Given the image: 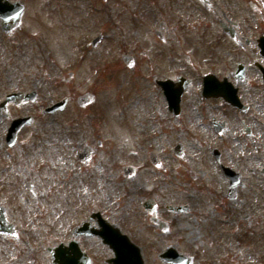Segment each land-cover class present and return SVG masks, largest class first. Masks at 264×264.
Returning <instances> with one entry per match:
<instances>
[{
  "label": "flooded vegetation",
  "instance_id": "flooded-vegetation-1",
  "mask_svg": "<svg viewBox=\"0 0 264 264\" xmlns=\"http://www.w3.org/2000/svg\"><path fill=\"white\" fill-rule=\"evenodd\" d=\"M130 28L133 53L120 54L133 56L137 149L147 161L124 175L132 184L120 185L119 203L90 194L95 179L107 185L118 170L101 140L70 151L57 142V114L43 110L62 96L41 99L37 91L32 101L2 107L9 93L33 89L20 78L15 88L0 81V181L10 176L6 156L9 165L33 171L25 182L33 195L44 171L54 173L60 198L70 193L53 212H9L0 202V240L10 249L0 264H136L138 248L147 264H166L168 250L195 263L191 249L213 251L208 264H233L239 250L264 249V0H0V60L8 66L29 51L47 53L55 68H36L32 79L52 74L75 87L79 53L96 47L95 38L106 50L111 30L122 43ZM36 106L41 114H13ZM21 117L31 124L11 146L8 130ZM45 140H54L62 159L56 170L32 163ZM178 155H201L209 164L195 171L175 164ZM78 184L81 196L72 197L65 188ZM174 186L185 199L174 198Z\"/></svg>",
  "mask_w": 264,
  "mask_h": 264
},
{
  "label": "rangeland",
  "instance_id": "rangeland-1",
  "mask_svg": "<svg viewBox=\"0 0 264 264\" xmlns=\"http://www.w3.org/2000/svg\"><path fill=\"white\" fill-rule=\"evenodd\" d=\"M130 38L120 39L125 44L129 45L123 47L115 39V32H110V47L106 52L102 46H98L87 55L88 61L85 65L78 64L77 73L73 79V86L59 82V77L55 75H48L45 78L42 74L37 75L36 79H32L29 75L31 71H35L36 68H42L49 66L55 68V65L50 63V55L45 53L41 55L36 52L25 58L15 60L8 66L5 65V61L0 60V81L9 84L10 87L15 88L16 85H21L17 80L23 79L25 84H28L29 88H36L41 91V99L46 96H64L65 94H75V100L80 95H84L88 92L96 94L95 101L87 106L80 107L77 101L70 103L63 113L56 115V121L60 122L58 126L52 124L53 133L57 128L56 140L61 144L65 150L70 151V148L79 146L82 148L85 143H89L93 147H98V141L103 142L104 151L111 155V164H115L118 168L117 172H111V181L106 185L98 182L96 179L93 183V189L90 190V194L95 195H109L115 202L119 203L122 197V191L119 189L121 186H127L132 184V180H124L123 167L126 165L135 166L137 163H144L147 161L145 152H140L137 148V108L135 107L138 93H136L135 80H134V67H128L124 64L120 52L133 53V28H130ZM121 46L122 50L119 48ZM121 50V51H120ZM101 55V56H100ZM109 56L105 66L103 64V57ZM80 67V68H79ZM98 67L95 72L94 68ZM15 69H23V75H16ZM105 69H109L106 73ZM7 71V75H6ZM97 72H101V75ZM68 77V76H66ZM12 79L14 81L11 83ZM1 88V87H0ZM6 90L1 88V95ZM50 94V95H49ZM33 109V107L20 108L13 111V114H27L34 113L39 114L40 107ZM33 114V115H34ZM48 138V136H46ZM54 140H45L44 149L35 152L32 163H41L47 166L51 170H56V162L61 163L57 155V150L54 148ZM138 153H141L140 155ZM23 155V153H22ZM201 155L196 156H181L180 158H173V162H183L186 167L200 170L202 166L200 164H209V161L201 163ZM7 163L9 178H3L0 181V202L7 207L9 212L23 213V212H35L42 209L43 211L53 212L58 205L66 206L70 193L60 198L58 192V183L55 179L54 173L50 174L48 171L42 173L39 181L36 182L35 195L26 189L25 182L33 181V171L28 173L25 170L16 168L15 164L9 165L10 162L6 156L2 159ZM58 160V161H56ZM3 166L6 164H2ZM182 169H185L184 167ZM3 172L0 170V176ZM102 185V186H101ZM82 186L78 184L74 189L70 186L67 189H71L72 197L81 196ZM182 187H173L174 198L178 200L183 196ZM33 214H27L25 217H29ZM22 222H25L24 217L21 218ZM16 220V217H15ZM27 221V220H26ZM45 221V220H44ZM41 219L38 220V223ZM32 226V225H30ZM36 226V225H35ZM5 247H0V263H4L6 258L10 255L9 247L0 240ZM190 254H197V259L194 264H208V258L214 255L213 251H198L190 250ZM154 253L149 252L147 258L152 260L151 256ZM264 257V249L254 248L246 252H238L236 262L233 264H261L264 262V258L261 262L257 261L256 256ZM243 256V259L241 258Z\"/></svg>",
  "mask_w": 264,
  "mask_h": 264
},
{
  "label": "water",
  "instance_id": "water-1",
  "mask_svg": "<svg viewBox=\"0 0 264 264\" xmlns=\"http://www.w3.org/2000/svg\"><path fill=\"white\" fill-rule=\"evenodd\" d=\"M125 59L128 61V58H127V57H126ZM14 97H17V96L13 95L11 98H14ZM83 100H88V98L84 97ZM62 107H63V106H62ZM56 108H57V107H54L52 110H55ZM26 123H27V120H23V121H20V120H19V122H17V123L15 124V126H19L20 124L24 125V124H26ZM167 260H168V262H170V263H173V262H177V261H178L177 259H175V258L172 257V256H169V259H167ZM142 264H143V262H142Z\"/></svg>",
  "mask_w": 264,
  "mask_h": 264
}]
</instances>
